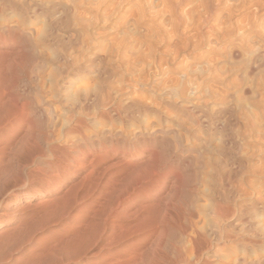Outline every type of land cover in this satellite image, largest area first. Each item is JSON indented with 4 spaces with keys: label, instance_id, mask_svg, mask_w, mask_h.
<instances>
[{
    "label": "bare ground",
    "instance_id": "obj_1",
    "mask_svg": "<svg viewBox=\"0 0 264 264\" xmlns=\"http://www.w3.org/2000/svg\"><path fill=\"white\" fill-rule=\"evenodd\" d=\"M31 2L0 0V264H264L247 162L221 170L181 126L135 121L146 99L75 55L72 4Z\"/></svg>",
    "mask_w": 264,
    "mask_h": 264
},
{
    "label": "rangeland",
    "instance_id": "obj_2",
    "mask_svg": "<svg viewBox=\"0 0 264 264\" xmlns=\"http://www.w3.org/2000/svg\"><path fill=\"white\" fill-rule=\"evenodd\" d=\"M30 2L31 0H27V3ZM36 2L47 7L52 0ZM53 2L68 8L70 3L76 5L73 8L70 5L69 8L72 15L77 13L76 16H69L73 20V30H77L79 34L77 47L80 49L75 50V55L81 52L82 47H86L83 48L84 52L78 54L80 57L88 55L91 60H108L110 64L104 63L103 69L104 78H108L107 82L105 80L106 85L111 79V85H107L111 92L117 95L119 89H122L120 97L127 101L129 98L133 99L136 91V101L140 98L141 102L146 99L149 103L146 106V117L144 113L137 114L135 121H168L174 131L181 126L177 132L184 135L183 139L187 136V139L192 138L194 145L198 143L195 146L201 151L205 162L218 166L224 162L221 170L236 168L232 158L242 159V163L246 161L247 163H243L246 166L243 167L248 175L245 178L249 182V198L251 201L264 200V0ZM67 3L68 6H65ZM74 9L80 10L76 12ZM41 24L42 21L39 20L38 26H42ZM80 34L86 35V44ZM85 37L90 39L87 41ZM81 42L84 44L79 47ZM97 59L92 65L94 71L99 67ZM117 73L125 76V84H119L123 79ZM93 74L91 76L96 81V72ZM114 75V80L119 85L115 84ZM129 82L132 85L136 83L138 87L134 84V89L129 84L126 90V83ZM112 85L118 86V91L115 92ZM147 89L150 91L146 92ZM151 99L155 105H152L154 103ZM155 108L158 112L154 111ZM182 121H185L186 126ZM192 121H216L217 130L207 127L204 122L194 130ZM202 144H205V148ZM240 169L238 167L237 170ZM262 214L264 216L263 212ZM263 216L258 217L260 221H264ZM258 218L253 227L258 225L256 229L260 228L259 231L264 232V225Z\"/></svg>",
    "mask_w": 264,
    "mask_h": 264
}]
</instances>
